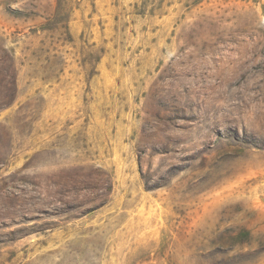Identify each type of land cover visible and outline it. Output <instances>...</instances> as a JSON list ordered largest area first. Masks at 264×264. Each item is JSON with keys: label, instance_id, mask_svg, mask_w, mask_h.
Wrapping results in <instances>:
<instances>
[{"label": "rangeland", "instance_id": "1", "mask_svg": "<svg viewBox=\"0 0 264 264\" xmlns=\"http://www.w3.org/2000/svg\"><path fill=\"white\" fill-rule=\"evenodd\" d=\"M0 264H264V0H0Z\"/></svg>", "mask_w": 264, "mask_h": 264}]
</instances>
